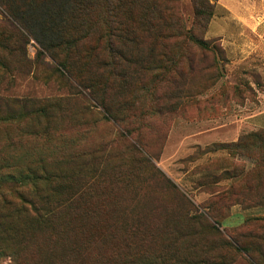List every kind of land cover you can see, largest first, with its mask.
<instances>
[{
    "label": "rangeland",
    "instance_id": "1",
    "mask_svg": "<svg viewBox=\"0 0 264 264\" xmlns=\"http://www.w3.org/2000/svg\"><path fill=\"white\" fill-rule=\"evenodd\" d=\"M161 1L172 5L173 14L187 25L195 20L194 0ZM22 4L31 12L27 55L36 60L39 53V63L27 71H6L0 65V93L71 101L55 113L50 142L44 136H20L14 123L0 122V215L5 214L2 194L15 204L23 197L27 205L32 200L37 206L54 205L60 196L73 199L70 207L56 208L46 223L33 210L9 214L0 227V264H27L30 239L25 235L38 237L40 232L69 237V251L91 264L100 257L98 264H117L131 254L156 252L168 238L169 217L183 210L180 194L208 211L202 205H212L207 184L214 173L224 188L235 185L244 198L211 206L220 230L257 232L264 223V203L259 204L264 145L254 137L264 130V0H216L208 25L195 27L209 48L195 45L194 64L184 58V64L136 73L132 64H117L129 84L123 87L125 78L117 80L109 100L121 110L131 104L135 117L130 131L88 102L77 86L79 72L89 77L91 68L71 65L70 74L42 52L60 32L61 6L49 7L42 0ZM153 41L146 39L142 50L149 51ZM178 77L176 87L172 81ZM137 155L145 156L146 163ZM29 158L52 175L36 182L25 167ZM87 209L97 215L82 221L79 216L92 214L80 213ZM195 225L202 232L203 226ZM200 241L199 235L184 237L182 248L198 252ZM251 241L248 237L244 245ZM226 254L233 264H252L244 251L233 248Z\"/></svg>",
    "mask_w": 264,
    "mask_h": 264
},
{
    "label": "trees",
    "instance_id": "2",
    "mask_svg": "<svg viewBox=\"0 0 264 264\" xmlns=\"http://www.w3.org/2000/svg\"><path fill=\"white\" fill-rule=\"evenodd\" d=\"M194 1L195 20L187 25L180 15L173 14L175 9L172 5H163L161 0H61L59 3L58 0H54V3L53 0H42V4L47 3L49 7L61 6V23L55 40L44 44L41 49L54 66L64 72L71 74L70 67L76 64L84 65L87 70L91 68L92 74L89 77L83 71L79 72L77 86L85 91L88 102L100 107L110 119L130 131L135 117L131 112V104L121 110L109 100V91L119 85L117 80L125 78L123 87L129 84L126 78L128 75L122 74L117 64H132L134 73L154 71L163 64H184V58L190 61L189 64H194L195 45L209 48L208 43L199 38L195 27L208 25L214 14L216 0ZM25 7L27 5L22 4V0H0V65L6 71H27L30 64L39 63V53L36 60H31L27 55V45L31 38L26 24L31 12L23 10ZM153 37L151 49L143 51L141 47L144 41L152 40ZM157 45H160L159 49H156ZM178 80L179 77L172 81L176 87L180 84ZM70 101L68 97L53 99L0 93V122L14 123L20 136H44L50 142L54 130V115L56 112H63ZM254 135L264 145V130ZM136 141L139 142V136H136ZM64 156L74 157L75 154L65 153ZM136 158L146 163L145 156L137 155ZM34 162L36 159L29 158L26 170L36 182H44L52 173L48 168L34 167ZM11 167L23 169L21 166ZM212 177V183L207 184V191L213 196L210 204H226L236 198V201H243L244 198H239L235 185L224 188V184H220L219 174L214 173ZM180 195L179 199L184 207L182 212H174L169 217L171 224L166 231L168 238L164 246L153 253L145 250L142 254L128 255L117 264H233L234 260L226 254L233 248L244 251L252 264H264V223L257 225V232L246 229H238L232 233L227 229L220 230L219 225L222 223L210 212L212 205H202L208 211H200L199 205L192 203L185 194ZM1 197L5 214L0 215V227L4 225L9 214L30 210H33L37 220L46 223L56 208L65 205L70 207L73 199L60 196L54 205L44 202L37 206L34 201L26 199L29 204L27 205L23 197L20 204H15L4 194ZM263 203L264 195L259 204ZM188 206L193 208H187ZM193 209L196 211H192ZM80 213H92L79 216L82 221L97 215L91 209ZM195 224L203 226L202 232L205 233L195 228ZM207 234H211L214 241L208 240ZM195 235L201 236L198 252L192 247V252L188 253L182 248L183 238ZM25 237L30 239L31 258L27 264H91L80 259V255L76 256L69 251V237H58L50 232H40L38 237L26 234ZM248 237L252 241L249 245H244ZM101 258L97 260V264ZM103 263L109 264L107 260Z\"/></svg>",
    "mask_w": 264,
    "mask_h": 264
}]
</instances>
